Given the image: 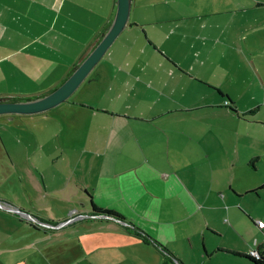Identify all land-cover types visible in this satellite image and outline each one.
Segmentation results:
<instances>
[{
    "label": "crops",
    "instance_id": "1",
    "mask_svg": "<svg viewBox=\"0 0 264 264\" xmlns=\"http://www.w3.org/2000/svg\"><path fill=\"white\" fill-rule=\"evenodd\" d=\"M116 4L0 0V97L26 99L59 85L106 31ZM111 46V56L97 63L83 91L65 102L70 118L62 155L69 156L72 172L86 163L88 174L76 186L89 204L69 199L53 210L45 204L49 212L42 217L61 222L66 210L86 215L69 224L84 226L80 233L89 232V225H112L120 233V260L129 264H217L218 254L255 264L237 253L263 243L248 238L252 216L241 206L246 194L264 189V177L251 180L264 161V69L256 62L264 56V0H133L129 26ZM228 97L234 110L225 103ZM246 98L256 103L241 105ZM38 129L41 147L48 127ZM8 156L13 162L16 155ZM28 160L22 157L19 167L28 168ZM96 166L102 176L115 171L113 179L147 183L156 203L132 198V206L142 211L139 218L172 227L169 235L96 203L87 181ZM92 201L125 219L94 214ZM2 216L5 229L15 223L25 232L39 230L7 211ZM10 238L11 232L5 241ZM91 238L78 250L69 247L75 257L59 264H103L92 259L102 245L93 247ZM129 245L137 253L125 251ZM23 255L3 252L7 264Z\"/></svg>",
    "mask_w": 264,
    "mask_h": 264
},
{
    "label": "rangeland",
    "instance_id": "2",
    "mask_svg": "<svg viewBox=\"0 0 264 264\" xmlns=\"http://www.w3.org/2000/svg\"><path fill=\"white\" fill-rule=\"evenodd\" d=\"M112 47L99 63L111 56ZM256 62H260L261 65L257 64V66L264 69V56L261 61L257 60ZM84 85L79 86L80 88L69 97L70 101L74 97L76 98L80 91H83ZM246 102L255 104L256 99H242L240 104L244 105ZM65 105V102H62L51 109L33 115L19 114L11 118L0 117V201L6 203V206H0V264H7L3 258V252L6 250L12 252L14 256L24 252L23 257L17 259L13 264H52L53 261L50 258L53 256L58 264L61 261L72 260L75 255L67 253L69 247L75 246L78 250V247L83 245L84 239L88 236L92 237L91 244L93 247L102 245L98 248L97 253L95 252L92 255V259L95 262L129 264L126 259L120 260V247H117L120 233L112 231V225H108V228H106V222L103 226H100V224L89 225V232L80 233V230L85 227L80 224L69 225L75 220V215L69 213V211L67 212V210L65 211L67 214L60 219L61 223L58 220H49L47 217H42L44 212H49L44 210L47 209L44 206L45 204L47 207H51L50 210H53L59 207V203L69 199L77 203L82 200L88 204L90 200L86 192L83 190L79 191L78 186H76L83 185V180L88 174L89 170H87L86 163L81 162L75 171L72 172L73 165H70L67 161L69 156H66L67 153L62 155L63 147L61 145L67 142L68 121L70 118L68 107ZM38 125H47L48 127L41 147L37 145L40 134ZM85 131L83 130L80 133V140L84 138ZM10 151L13 155H16L13 156V162L10 161L8 156ZM66 152H69V147H67ZM78 155L79 152L77 153ZM22 157L29 159L28 168L19 167ZM260 164L259 170L252 171L251 180L253 181H257L260 176L264 177V161ZM93 172L94 177L87 179V181L89 186H91L89 191L93 193L96 203L119 208L130 218L138 220L137 223L144 225H140V227H145L162 236L169 235L168 230L172 227L153 225L151 221L139 218L142 211H136L135 207L132 206V198H141L142 204L156 203L147 183H144L139 178H133L132 181V176L123 181H120L119 176L113 179L115 171H109L107 176H102L101 173H97V166ZM152 176V173L147 172V179ZM94 186H96L95 191L92 189ZM38 187H45L47 190L38 192L33 190V188ZM244 202L245 207L241 206L243 213L248 212L254 219L252 217L248 218L252 222V226L249 228L247 236H249L248 238H257L264 242V228L262 229V227L257 225L258 220L264 221V189L259 190L258 193L246 194ZM25 205L26 207L30 206V209L32 206V208L36 207L37 209H41L39 206H43V208L37 211H29L22 207ZM9 206L15 209L10 210ZM4 211H7L16 219L26 220L39 230L28 229L25 232L15 223L11 228L5 229L3 226L4 221H2ZM22 211H26L31 216ZM237 213V210H235L234 215ZM135 226L138 227L136 223ZM102 227H105L104 231ZM10 232L11 240L7 239L5 241ZM26 249L29 251H25ZM124 250L137 253L138 248L129 245ZM60 251L65 252L60 253ZM218 255L221 262L217 264H242V262H239L241 260L233 255Z\"/></svg>",
    "mask_w": 264,
    "mask_h": 264
},
{
    "label": "water",
    "instance_id": "3",
    "mask_svg": "<svg viewBox=\"0 0 264 264\" xmlns=\"http://www.w3.org/2000/svg\"><path fill=\"white\" fill-rule=\"evenodd\" d=\"M132 4L133 0H117L114 16L106 31L91 43L80 58L78 65L59 85L45 94L26 99L0 97V115L36 114L68 101L118 36L129 26Z\"/></svg>",
    "mask_w": 264,
    "mask_h": 264
},
{
    "label": "trees",
    "instance_id": "4",
    "mask_svg": "<svg viewBox=\"0 0 264 264\" xmlns=\"http://www.w3.org/2000/svg\"><path fill=\"white\" fill-rule=\"evenodd\" d=\"M220 93L223 94L222 91H220ZM226 100L228 101L227 104L234 110L235 108L233 106V100L231 98H229V97ZM26 115H30V114H26ZM1 116H6V114L0 115V117ZM254 161H256V159H254ZM92 206H93V213L96 214V215H104L103 217H105V216L107 217L108 216V218L120 219V220H124L125 219V217L122 214L118 213L114 209L98 206L94 201H92ZM134 232L136 234H138V235H142V237L145 238V235L143 236V234H141L140 232L135 231V230H134ZM237 254H241V255L245 256L246 258H248L249 260H251L255 264H264V252H260V256L259 257H256V256L252 255L250 252H248V253H239L238 252Z\"/></svg>",
    "mask_w": 264,
    "mask_h": 264
},
{
    "label": "built area",
    "instance_id": "5",
    "mask_svg": "<svg viewBox=\"0 0 264 264\" xmlns=\"http://www.w3.org/2000/svg\"><path fill=\"white\" fill-rule=\"evenodd\" d=\"M225 103L227 104L228 103V101L226 100L225 101ZM0 206H1V203H0ZM29 216H31V215H29ZM86 215H81V214H79V215H77V216H75L74 218H77V217H81V218H83V217H85ZM100 216H104V215H100ZM59 223H61V222H59ZM258 225L260 226V227H264V221L263 220H258ZM260 252H264V242L263 243H261L260 244V246H258L257 248H255V249H252L251 251H250V253L252 254V255H254V256H256V257H259L260 256Z\"/></svg>",
    "mask_w": 264,
    "mask_h": 264
},
{
    "label": "flooded vegetation",
    "instance_id": "6",
    "mask_svg": "<svg viewBox=\"0 0 264 264\" xmlns=\"http://www.w3.org/2000/svg\"><path fill=\"white\" fill-rule=\"evenodd\" d=\"M16 115H19V114H7L6 117H7V118H11V117H15ZM0 203H1V206H6V203H5L4 201H0ZM9 209H10V210H13V209H15V208L9 206ZM77 215H78V214H77Z\"/></svg>",
    "mask_w": 264,
    "mask_h": 264
}]
</instances>
